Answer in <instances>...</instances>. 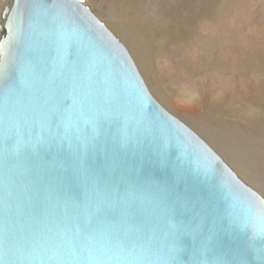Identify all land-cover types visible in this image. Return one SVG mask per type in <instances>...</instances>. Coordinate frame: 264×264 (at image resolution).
Listing matches in <instances>:
<instances>
[{
	"label": "water",
	"instance_id": "1",
	"mask_svg": "<svg viewBox=\"0 0 264 264\" xmlns=\"http://www.w3.org/2000/svg\"><path fill=\"white\" fill-rule=\"evenodd\" d=\"M7 17L0 264H264V197L155 100L84 2L13 0ZM56 102L62 110L52 115ZM104 165L113 180L127 171L149 199L179 212L157 211L142 226L89 219L85 228L55 190L71 181L83 195ZM29 186L52 189L63 214H36Z\"/></svg>",
	"mask_w": 264,
	"mask_h": 264
},
{
	"label": "rangeland",
	"instance_id": "2",
	"mask_svg": "<svg viewBox=\"0 0 264 264\" xmlns=\"http://www.w3.org/2000/svg\"><path fill=\"white\" fill-rule=\"evenodd\" d=\"M169 1H168L169 2L168 6H167V3H166L167 0L166 1L165 0L164 1L163 0H159V1L158 0L156 1L155 0H115V2L114 0H101V1L96 0V2L99 5L98 8L101 9L102 11L99 10L97 6L94 4V2H91L90 0H84V3L95 13L97 17H99V19H101L107 26H109V28H111V30L117 36V38L124 44L126 43L125 39L118 32V30H116L113 26H112L113 28L111 27L109 22L106 19H104L105 17L103 15H105L106 17H109L111 16L110 14H115V19L116 20L118 19L119 21V18L124 14V15H127L130 18V21L132 20L134 23L137 20L138 21L140 20L139 22H141V24L143 23L141 25L142 28L141 26H138V27H140L144 31V33L147 32L145 34L146 36L149 32L148 34L149 38L147 37L145 39L146 41L145 45L147 47L146 53L149 56V58H151L150 60L153 64V67L155 68L156 78L158 79L163 91L167 93L168 95L172 96L176 100V102H178V104L184 105V106H190L192 108L194 106L200 105V104H197L198 101H194L195 98L197 97V94L195 92L201 91V94H202V91H203L205 96L203 94L202 95L204 97L205 104L203 103L199 106L198 108L199 111L197 110V112L196 111L193 112L194 120L190 119L192 117H187V116L184 117V116L179 115L177 112L173 111L169 106H167V104L163 101V99L160 98L161 94L159 91L156 90L157 94L154 92V90L149 86L148 82L145 80L144 74L139 70L138 68L139 66H138L137 67L138 71L141 77L144 79L145 85L149 89V92L151 93V95L169 113H171L177 118L181 116L179 119L183 121L185 124H187L188 126H190L211 147L215 148L217 152H220L221 154L226 153L224 154V156L230 159L229 160L227 158V160L229 161V165H231V168H233V170L241 177V179L244 182H246L249 186H251L252 188H254L256 191H258L261 194V191H264V185L261 184V182L251 179L245 172H243L237 166V163L233 160L234 156H235V159H238L239 161L241 160L239 154L236 153V149L233 146V144H236V143L239 144L238 146L241 149H243L242 152L247 157H249V159L253 161L256 167L258 168V165H257L259 161L258 158L264 159V144H261L262 142L264 143V103L261 105L260 103L261 101H259V100H262L263 98V95L261 94L259 90H264L263 88L264 86V56L262 55L258 56L257 54H255L254 56L251 57V60L253 59L252 60L253 62L250 61L248 65H242L240 62L237 61L235 65L228 67L227 65H225L223 59L220 58L222 55L226 53L228 46L225 43L223 44V42L218 39L216 41L215 40L211 41L210 38H208L209 34H211L214 30L213 25L211 24L212 22L210 20V15L206 14V17H205L206 19L205 18L202 19L197 24L199 25L198 28H201L204 31L206 30L205 32L207 36L206 37L207 42L204 43V41H202L201 39H195L193 30H190L188 27L184 28L185 33L182 32L183 28L181 26L185 24V20L177 8L178 4L181 3L182 0H176V1L169 0ZM224 1L227 2L229 0H224ZM111 3L112 4L114 3V4L111 5ZM169 5H173V8L169 9ZM236 5H237L236 15L238 17V27H239V28L238 27L236 28V30H238L236 31V34H237L236 36L237 37L242 36V38H244L245 36H247V34L249 35L252 32H254V34L252 33L251 36L253 35L255 36L259 32L261 34H264V0H231L228 4V7H231L232 9ZM105 6L107 7L105 8ZM109 6H110V9H109ZM164 6L166 7V12L164 11L165 13H162V11L160 10V7L163 8ZM153 11L157 14L158 12L162 14L169 13L170 16L169 17L160 16V18L157 19L159 16L157 14L153 15ZM116 12L118 14H116ZM154 16H155V19H157L158 25L160 24L158 29L157 27L152 26L153 25L152 23L154 21L153 20ZM167 18L169 22L166 21ZM168 24L170 25V27H168L169 26ZM197 25H194L195 30L197 29ZM222 26L224 29L227 28L225 24H223ZM165 31L167 32V34ZM180 34L183 38L180 37ZM187 36H189L190 38ZM217 42H220V43L217 44ZM186 43L189 45H187ZM125 45L127 46V43ZM127 49H129V52H131L130 53L131 57L133 58V60H135V56L133 55L132 51L130 50L128 46H127ZM242 69H244L245 71L243 72ZM260 87L262 88L260 89ZM158 93H159V96H158ZM191 98H192V101L195 103H193L190 100ZM193 109L195 110V108ZM208 110L209 112H207ZM217 120L219 121L217 122ZM217 123H219L220 125ZM201 125L206 126L208 129L210 128L209 130L212 133H214L213 134L214 137L206 133L201 127ZM255 128L258 130H256ZM250 129L252 130L254 129L253 130L254 133L256 134L258 133V134L252 135L254 133ZM229 134H230V137H229ZM223 137L225 140L223 139ZM231 138L232 140L234 139L235 141L234 140L232 141ZM225 141L229 143L227 144ZM222 142L224 144H222ZM232 142L233 144H230ZM245 145H247L248 147L250 146L249 147L250 150H247L248 148L247 146L245 149L244 148ZM223 147L225 148L224 150L222 149ZM227 150H229L230 152ZM231 151L233 152V155ZM234 152L236 153L237 156L235 155ZM262 169H264V166H262ZM262 196L264 197V195Z\"/></svg>",
	"mask_w": 264,
	"mask_h": 264
},
{
	"label": "bare ground",
	"instance_id": "3",
	"mask_svg": "<svg viewBox=\"0 0 264 264\" xmlns=\"http://www.w3.org/2000/svg\"><path fill=\"white\" fill-rule=\"evenodd\" d=\"M91 2H94V4L97 6V8L99 7L98 3L96 2V0H90ZM98 1V0H97ZM101 1V0H100ZM156 1V0H155ZM159 1V0H158ZM164 1V0H163ZM166 1V0H165ZM169 0H167V6H168V2ZM174 1V0H173ZM176 1V0H175ZM231 0L229 1H224V0H182L181 3L178 4V10L180 11L181 15L184 17V20H185V24L183 26H181L183 29H182V32L185 33V30L184 28L188 27L190 30H193L194 32V36H195V39H201L202 41L207 42V36H206V30L204 31L203 29L201 28H198L199 25L198 22L201 21L202 19H204L206 17V14H209L210 15V20H211V24L213 25V32L211 34H209L208 38H210L211 41L213 40H220L223 42V44L225 43L226 47H227V50H226V53L224 55H222L220 58L223 59L225 65H227L228 67H231L233 65H235V63L240 62L242 65H248L249 62H253L251 60V57L254 56L255 54H257L258 56L259 55H262L264 56V34H261L260 32L257 34V35H253L251 36L252 33H250L249 35L247 34V36H245L244 38L241 37H237L236 35V28L238 27V17L236 15V10H237V5L231 9V7H228V4ZM110 2V1H109ZM108 2V3H109ZM115 2V0H114ZM134 2V1H133ZM136 2V1H135ZM245 2V1H244ZM249 2V1H248ZM137 3V2H136ZM153 3V2H152ZM157 3V2H156ZM114 4V3H113ZM111 3V5H113ZM250 4V3H248ZM13 5V0H0V23H3L4 22V16L5 15H8V13L10 12L11 10V7ZM93 5V4H92ZM109 5V4H108ZM158 5V4H157ZM156 5V6H157ZM160 5V4H159ZM95 6V7H96ZM107 6H105L106 8ZM118 7V6H117ZM120 7V6H119ZM150 7V6H149ZM136 8V7H135ZM151 8V7H150ZM173 8V5H169V9H172ZM99 9V8H98ZM103 9V8H102ZM109 9H110V6H109ZM157 9V8H156ZM101 10V9H99ZM114 10V9H113ZM123 10V9H122ZM160 10L162 11V13H165L166 12V7L164 6L163 8L160 7ZM226 10V12H225ZM102 11V10H101ZM105 11V10H104ZM165 11V12H164ZM112 12V11H111ZM101 13V12H99ZM162 13H155L153 11V15L154 14H157L159 17L157 19L160 18V16H170L169 13H166V14H162ZM116 14H118L116 12ZM132 14V13H131ZM111 16L109 17H106L105 15H103L108 22L109 24L111 25V27L113 26L116 30H118V32L122 35V37L125 39L126 43H127V46L130 48V50L132 51L133 55L135 56V60H133V58L131 57V52H129V49H127V46L121 42L123 44V46L126 48V50L128 51L130 57L132 58V60L134 61V63H136L135 65H137L136 67L139 68V70L144 74V77H145V80L148 82L149 86L154 90V92L157 94L156 90L160 92L161 96L160 98L163 99V101L167 104V106H169L173 111L177 112L179 115L181 116H187V117H192L190 119L194 120V111L197 112L199 106L201 104H203L205 102L204 100V97L203 95L205 96L204 92L202 91V94H201V91H197L195 92L197 94V97L195 98L194 101H198L197 104H200L198 106H194L193 108H195V110L190 107V106H184V105H180L178 104V102H176V100L168 95L167 93H165L163 91V89L161 88L160 86V83L158 81V79L156 78V75H155V68L153 67V64L151 62V58H149V56L147 55L146 53V50H147V47L145 45V39L148 37V34L147 36L145 35L146 33H144V31L141 29L142 28V24L141 22H139L137 19V21H135V23L131 20L130 21V18L127 16V15H122L120 18H119V21L118 19L116 20L115 19V14H110ZM133 15V14H132ZM144 15V14H143ZM244 15V14H243ZM246 16V15H245ZM99 18V17H97ZM137 18V17H136ZM140 18V17H139ZM154 21H153V25L154 27H157V29L159 28V25L157 23V19H155V16L153 17ZM144 19V18H143ZM142 19V20H143ZM206 19V18H205ZM101 20V19H100ZM208 20V19H207ZM102 21V20H101ZM144 21V20H143ZM159 21V20H158ZM168 21V18L167 20ZM183 21V20H182ZM160 22V21H159ZM169 22V21H168ZM166 22V23H168ZM210 22V21H209ZM146 23V21H145ZM144 23V24H145ZM183 23V22H182ZM181 23V24H182ZM223 24H225L227 26L226 29L223 28ZM106 25V24H105ZM169 25V24H168ZM172 25V24H171ZM180 25V24H179ZM194 25H197V29L195 30L194 29ZM138 26H141L138 27ZM147 26V25H146ZM106 27L111 31V33H113V31L111 30V28H109V26L106 25ZM112 27V28H113ZM151 27V26H150ZM170 27V25L168 26ZM244 27V26H242ZM161 28V27H160ZM210 28V27H209ZM239 28V27H238ZM163 29V28H162ZM167 29V28H166ZM181 29V28H180ZM172 30V29H171ZM147 31V30H146ZM210 31V30H209ZM166 32V31H165ZM169 32V31H168ZM174 32V30H173ZM172 32V33H173ZM156 33V32H155ZM249 33V32H248ZM167 34V32H166ZM182 34V33H181ZM180 34V37L183 38ZM192 34V33H191ZM113 35H115L113 33ZM151 35V34H150ZM158 35V34H157ZM208 35V34H207ZM5 36V33L0 35V41L2 39V37ZM116 36V35H115ZM161 36V35H160ZM191 36V35H190ZM117 37V36H116ZM179 37V38H180ZM189 37V36H187ZM149 38V37H148ZM185 38V36H184ZM190 38V37H189ZM188 38V39H189ZM206 38V39H205ZM194 39V38H193ZM123 40V39H122ZM183 40V39H182ZM187 40V38H186ZM190 41V40H189ZM192 41V40H191ZM198 41V40H197ZM200 41V40H199ZM201 41V42H202ZM214 41V43H215ZM183 42V41H182ZM203 43V44H204ZM212 43V44H214ZM220 43V42H217V44ZM187 44V43H186ZM189 45V44H187ZM191 45V44H190ZM197 45V43H196ZM183 46V45H182ZM187 49V48H186ZM189 49V48H188ZM192 49V48H191ZM225 50V49H224ZM184 51V50H183ZM214 51V50H213ZM195 52V51H194ZM200 52V51H199ZM207 53V52H206ZM214 53V52H213ZM151 54V53H150ZM190 54V52H189ZM222 54V53H221ZM194 55V54H193ZM203 55V54H202ZM206 55V54H205ZM219 55V54H218ZM156 56V55H155ZM195 56V55H194ZM193 56V57H194ZM188 57V56H187ZM190 57V56H189ZM197 57V56H196ZM195 57V58H196ZM207 57V56H206ZM218 57V56H217ZM156 58V57H155ZM191 58V57H190ZM153 59V58H152ZM217 59V58H216ZM194 60V59H193ZM218 61V60H217ZM190 63V62H189ZM223 63V64H224ZM227 63V64H226ZM240 64V65H241ZM257 64V63H256ZM223 65V66H225ZM238 65V64H237ZM155 66V65H154ZM222 66V67H223ZM258 67V66H257ZM137 68V70H138ZM225 68V67H224ZM246 68V67H245ZM248 69V68H247ZM243 72L245 71L244 69H242ZM261 72V71H260ZM250 74V73H249ZM143 79V78H142ZM263 79V78H262ZM259 80V79H257ZM144 81V79H143ZM145 83V81H144ZM262 83V82H261ZM162 85V84H161ZM262 85V84H261ZM147 87V86H146ZM262 87H260L261 89ZM264 88V86H263ZM148 89V88H147ZM149 90V89H148ZM261 92V94L263 95V98L262 100H259L261 101V105L264 103V90H259ZM258 91V92H259ZM260 95V94H259ZM261 95V96H262ZM158 96H159V93H158ZM195 96V95H194ZM192 97V96H191ZM260 99V98H259ZM192 101V98L190 99ZM189 101V102H191ZM208 101V100H207ZM193 102V101H192ZM195 103V102H193ZM210 103V102H209ZM258 103V104H260ZM192 104V103H190ZM205 104V103H204ZM208 106V105H207ZM209 107V106H208ZM169 108V109H170ZM205 108V107H203ZM172 111V112H173ZM199 111V110H198ZM258 111V110H257ZM209 112V110L207 111ZM206 112V113H207ZM193 113V114H192ZM203 114V113H202ZM216 114V113H215ZM177 115V114H176ZM234 115V114H233ZM174 116V115H173ZM179 116V118L181 117ZM199 116V115H197ZM236 116V115H235ZM214 117V116H212ZM247 117V116H246ZM249 117V116H248ZM178 118V119H179ZM211 118V117H210ZM208 118V119H210ZM232 118V117H231ZM254 118V117H253ZM214 119V118H213ZM180 120V119H179ZM198 120V119H197ZM215 120V119H214ZM249 120V119H248ZM181 121V120H180ZM185 121V120H184ZM207 121V120H206ZM219 120H217L218 122ZM225 121V120H224ZM236 121V120H235ZM183 122V121H182ZM187 122V121H186ZM199 122V121H198ZM208 122V121H207ZM233 122V121H232ZM184 123V122H183ZM204 123V122H203ZM206 123V122H205ZM235 123V122H234ZM244 123V122H243ZM185 124V123H184ZM211 124V123H210ZM219 124V123H217ZM242 124V123H241ZM260 124V123H259ZM258 124V125H259ZM187 125V124H185ZM207 125V124H205ZM214 125V124H213ZM220 125V124H219ZM188 126V125H187ZM196 126V125H195ZM216 126V125H215ZM237 126V125H236ZM240 126V125H239ZM190 129H192L190 126H188ZM201 127L203 128V130L208 133L209 135L213 136L214 137V133H212L206 126H203L201 125ZM214 127V126H213ZM221 127V126H219ZM201 128V129H202ZM243 128V127H242ZM248 128V127H247ZM199 129V128H198ZM227 129V127H226ZM225 129V131H226ZM229 129V128H228ZM256 129V128H255ZM193 130V129H192ZM197 130V129H196ZM220 130V129H219ZM252 130V129H250ZM254 130V129H253ZM252 130V131H253ZM258 130V129H256ZM194 131V130H193ZM214 131V130H213ZM223 131V130H222ZM246 131V130H245ZM251 131V132H252ZM195 132V131H194ZM218 132V131H217ZM230 132V131H228ZM262 132V131H261ZM196 133V132H195ZM202 133V132H201ZM222 133V132H221ZM254 133V131H253ZM198 134V133H197ZM204 134V133H203ZM217 134V133H216ZM215 134V135H216ZM224 134V133H223ZM233 134V133H232ZM256 133L252 134V135H255ZM258 134V133H257ZM256 134V135H257ZM221 135V134H220ZM219 135V136H220ZM246 135V134H245ZM200 136V135H199ZM210 136V137H211ZM218 136V137H219ZM233 136V135H231ZM239 136V135H238ZM201 137V136H200ZM229 137H230V134H229ZM235 137V136H234ZM244 137V136H243ZM260 137V136H259ZM202 138V137H201ZM217 138V137H216ZM236 138V137H235ZM248 138V137H247ZM255 138V136H254ZM222 139V138H221ZM224 139V137H223ZM237 139V138H236ZM257 139V138H256ZM260 139V138H259ZM220 140V139H219ZM225 140V139H224ZM232 140V138H231ZM230 140V141H231ZM234 140V139H233ZM232 140V141H233ZM249 140V139H248ZM247 140V141H248ZM213 141V140H212ZM221 141V140H220ZM235 141V140H234ZM226 142V141H225ZM261 142V141H260ZM217 143V142H216ZM227 143V142H226ZM225 143V144H226ZM229 143V142H228ZM227 143V144H228ZM249 143V142H248ZM208 144V143H207ZM213 144V143H212ZM222 144H224L222 142ZM221 144V145H222ZM230 144H233L230 143ZM237 144V143H236ZM233 144V146L235 147L236 149V153L239 154L241 160L239 161L238 159H235V156H234V161L237 163V166L243 171L245 172L251 179H254L258 182H261V184L264 185V169H262V166H264V159L262 158H258V168L256 167L255 163L253 161H251L249 159V157H247L242 151L243 149H241L238 145L239 144ZM260 144V143H259ZM261 144H264L263 142ZM209 145V144H208ZM251 145V144H249ZM253 145V144H252ZM210 146V145H209ZM246 146L245 145V149H246ZM248 147V146H247ZM250 147V146H249ZM249 147L247 148V150H250ZM213 148V147H212ZM228 148V147H227ZM215 150V148H213ZM223 150L225 149L224 147L222 148ZM254 149V148H253ZM220 150V149H219ZM222 150V151H223ZM216 151V150H215ZM229 151V150H227ZM217 152V151H216ZM226 152V151H225ZM230 152V151H229ZM227 152V153H229ZM221 158L226 162V164L231 168V165H229V161L227 160V158L224 156V154H221L220 152H217ZM232 155H233V152L231 151ZM235 153V152H234ZM235 153V155H236ZM247 154V153H246ZM228 156V155H227ZM237 156V155H236ZM251 158V157H250ZM229 159V158H228ZM231 159V160H232ZM230 160V159H229ZM232 160V161H233ZM233 161V162H234ZM233 164V163H232ZM233 170V168H231ZM234 171V170H233ZM235 172V171H234ZM236 173V172H235ZM237 174V173H236ZM237 176L241 179V177L237 174ZM242 180V179H241ZM263 181V182H262ZM246 183V182H245ZM247 184V183H246ZM248 185V184H247ZM260 185V184H259ZM251 187V186H250ZM252 188V187H251ZM254 189V188H252ZM255 190V189H254ZM258 192V191H257ZM259 193V192H258ZM260 194V193H259Z\"/></svg>",
	"mask_w": 264,
	"mask_h": 264
},
{
	"label": "snow or ice",
	"instance_id": "4",
	"mask_svg": "<svg viewBox=\"0 0 264 264\" xmlns=\"http://www.w3.org/2000/svg\"><path fill=\"white\" fill-rule=\"evenodd\" d=\"M84 0H81L83 3ZM4 22L0 23V35L7 31V15ZM12 81L7 76L4 78V87L11 88ZM62 110L59 102L53 103L50 109L52 115ZM115 168L104 165L97 170V182L88 192H81L73 189L71 181L59 185L55 190L58 199L79 219L82 220L85 228L89 226L88 220L91 219L97 226L105 225L110 227H120L126 224L137 226L145 225L148 219L157 211H165L172 214L179 212L178 206H170L156 199H149L147 188L137 183L127 171L120 175L118 179L111 178V172ZM108 175L105 176L104 173ZM29 196L32 199L33 211L38 215L45 213H60L61 209L53 203V190L45 188H31L29 186ZM264 195V191H261ZM87 212V217H85ZM178 239V238H177ZM179 250H183L182 248ZM216 264H227V261L220 259Z\"/></svg>",
	"mask_w": 264,
	"mask_h": 264
}]
</instances>
